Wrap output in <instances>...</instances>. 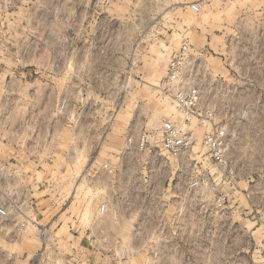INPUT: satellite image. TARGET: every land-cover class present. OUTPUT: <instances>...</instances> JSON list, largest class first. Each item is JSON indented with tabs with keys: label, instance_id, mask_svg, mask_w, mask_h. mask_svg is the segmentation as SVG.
<instances>
[{
	"label": "rangeland",
	"instance_id": "rangeland-1",
	"mask_svg": "<svg viewBox=\"0 0 264 264\" xmlns=\"http://www.w3.org/2000/svg\"><path fill=\"white\" fill-rule=\"evenodd\" d=\"M192 3L198 5V13L191 11ZM182 46L194 61L193 78L202 86L203 98L215 103L222 115L226 106H247L256 114L249 128L254 133L264 122V0H0L2 194H6L3 145L8 140L3 130L20 114L37 112L40 98L58 101L57 113L64 118L60 128L75 125L87 132L85 149L88 146L90 152L62 150V181L89 175L101 148L108 155L117 148L116 155H122L129 139L135 142L146 133L151 153L139 149L131 153L159 184L167 171L166 160H175L161 148L160 127L163 122L184 119L160 86L172 55ZM214 80L227 88L212 94L207 86ZM46 107L42 105L43 110ZM68 112L78 114L79 120L67 122ZM15 123L16 130L25 134L27 128L32 135L39 124L34 120ZM190 127L198 143L194 150L202 156L206 170L210 162L200 142L208 129L198 127L193 119ZM252 137L254 146L262 148L264 137ZM238 186L252 195L248 198L224 188L239 197L229 199L216 217L206 219L203 231L190 234L197 237L196 249H165L163 238L169 234L162 232L160 224L148 232L145 218H139L134 227L124 217L103 220L108 231L105 264H264V198L258 196L263 185ZM158 190L155 199L161 214L162 202L157 198L162 188ZM83 191L80 184L76 198H86L81 219L90 222L91 192ZM66 195L65 190L64 199ZM205 225L214 226L215 231H205ZM22 238L28 243L44 240L49 257L63 252L62 234L53 229H47L43 238L37 227L28 225ZM109 250L114 252L111 257ZM18 251L10 253L18 257Z\"/></svg>",
	"mask_w": 264,
	"mask_h": 264
},
{
	"label": "crops",
	"instance_id": "crops-1",
	"mask_svg": "<svg viewBox=\"0 0 264 264\" xmlns=\"http://www.w3.org/2000/svg\"><path fill=\"white\" fill-rule=\"evenodd\" d=\"M38 104L37 112L20 114L17 119L9 120L3 130V135L8 137L3 145L5 197L11 205L22 204L26 218L17 215L0 224V264H105L108 256H105L107 252L103 248L108 243V231L102 222L111 216L128 218L133 221V227L139 218H145L148 232L156 231L160 224L162 232L169 234L163 238V247L170 251L172 248L196 249L192 242H196L197 237H190V234H196L194 228L201 221V205L209 203V193L190 192L186 189L185 180L180 179L179 192H173L170 204H162L161 214L156 206L155 189L163 190L177 173L174 160L170 161L163 180L159 178L161 183L157 184V178L150 176L144 163L137 161L136 153L116 155V148L108 155V150L101 148L97 164L89 169V175H83L79 181L70 176L62 181L59 171L62 150L90 152L88 146L85 149L87 132L84 127L75 125L60 128L59 122L64 118L57 113L56 99L40 98ZM42 105L48 106L46 110ZM27 120L39 122L34 135L27 128L25 134L24 130H16V121ZM65 120L69 123L77 121L79 115L68 112ZM180 169L184 175L191 170L186 158L180 159ZM80 184L84 191L91 192L87 202H92L90 222L81 219L86 198L83 195L76 198ZM65 190L67 195L64 199ZM117 196H124L126 202L118 200ZM157 199L166 200L160 195ZM102 203L107 204L108 210L99 216L97 209ZM21 225H25L24 229H20ZM28 225L38 229L46 227L62 234L63 252H54V256L49 257L48 246H44L41 240L31 239L29 243L24 240L22 233L26 232ZM17 249L18 257L10 253ZM112 250L108 251L109 254ZM113 255L114 252L109 257Z\"/></svg>",
	"mask_w": 264,
	"mask_h": 264
},
{
	"label": "built area",
	"instance_id": "built-area-1",
	"mask_svg": "<svg viewBox=\"0 0 264 264\" xmlns=\"http://www.w3.org/2000/svg\"><path fill=\"white\" fill-rule=\"evenodd\" d=\"M190 9L194 13L199 12L196 3L190 4ZM193 63L187 47L182 46L178 52L172 55L167 74L160 86L165 96L184 115V119L180 123L166 121L162 123L159 130L161 148L172 159L175 158L174 161L178 167L171 184L167 183L160 197L166 198V200H161V205L170 204L173 192H179L181 180H185L186 189L190 192L209 193V203L201 205V221L194 228L197 234L201 230L203 231V222L206 219H213L217 215L220 206L227 204L229 199L239 197L233 190L225 192L224 188L229 187L238 194H246V197L249 198L252 192L242 190L238 184L244 183L249 187L253 186L252 188L263 185L258 196L264 198V144L262 148H257L253 144L254 137H252V134L264 137V122L258 126V129L255 128L253 133L249 131V128L254 125L256 114L251 113L247 106L237 109L226 106L223 108L224 114H220L215 103L203 98V88L193 78L195 70ZM207 88L212 94H215L227 87L223 82L214 80L208 84ZM65 105L64 100L61 110ZM191 119L197 122L198 127L208 129L200 142V147L205 149V156L210 162V168L206 170L203 168L202 160L199 159L202 156L194 150L198 143L192 127H190ZM243 130H247L250 135L247 132L244 133ZM243 140L245 143L241 145ZM150 141V135L146 133L141 134L135 142L129 139L124 154H130L134 149L149 150L151 153ZM181 158H186L190 164L191 170L187 175L181 173ZM166 161L168 168L170 161ZM180 175L182 177H179ZM150 191L149 187V195ZM5 196L0 191V224L17 215L25 217L22 204L11 205ZM117 199L126 202L124 196H117ZM107 210V204L102 203L99 204L97 213L99 216H103ZM261 221L264 223V212ZM24 227L25 225H21L20 229H24ZM39 230L44 238L47 228L39 227ZM205 231H215L214 226L205 225ZM42 242L44 243V240ZM192 245L198 247L195 241L192 242Z\"/></svg>",
	"mask_w": 264,
	"mask_h": 264
}]
</instances>
